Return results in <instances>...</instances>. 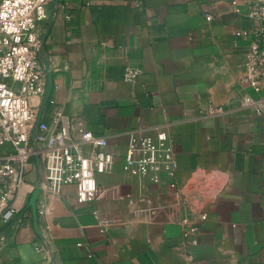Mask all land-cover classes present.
Here are the masks:
<instances>
[{
	"label": "crops",
	"instance_id": "crops-1",
	"mask_svg": "<svg viewBox=\"0 0 264 264\" xmlns=\"http://www.w3.org/2000/svg\"><path fill=\"white\" fill-rule=\"evenodd\" d=\"M47 2L41 122L106 137L114 165L95 175L93 201L63 185L0 223V264H264V116L241 104L259 96L244 62L254 40L264 50V0ZM157 129L174 152V188L163 172L151 184L122 170L127 133ZM28 171L27 185L43 180L36 163ZM183 217L199 226L194 247L181 244Z\"/></svg>",
	"mask_w": 264,
	"mask_h": 264
},
{
	"label": "built area",
	"instance_id": "built-area-1",
	"mask_svg": "<svg viewBox=\"0 0 264 264\" xmlns=\"http://www.w3.org/2000/svg\"><path fill=\"white\" fill-rule=\"evenodd\" d=\"M48 20L47 0H0V223L3 225L30 209L28 201L38 181L27 185L26 176L30 163L35 165L36 154L43 177L37 200L45 202L57 199L63 185H75L78 200L91 202L96 192L95 175L113 170L114 156L102 150L106 137L92 134L81 123L66 122L51 132L46 123L40 122L34 144L31 141L46 85L40 50ZM206 20H211V16L207 15ZM244 68V83L259 96L254 99L243 95L242 107L263 117L264 50L258 39L250 46ZM137 74L136 69L128 71L124 81H131ZM122 170L151 184H159L163 172L169 186L174 188L177 164L167 133L161 129L153 136L137 130L128 132ZM24 185L29 188L27 201L17 207L16 199ZM43 213H47L46 209ZM205 220L206 214H201L199 221ZM181 222L186 226L181 244L196 246L199 226L189 223L187 217ZM186 258L191 261V254Z\"/></svg>",
	"mask_w": 264,
	"mask_h": 264
},
{
	"label": "water",
	"instance_id": "water-1",
	"mask_svg": "<svg viewBox=\"0 0 264 264\" xmlns=\"http://www.w3.org/2000/svg\"><path fill=\"white\" fill-rule=\"evenodd\" d=\"M50 18H51V15H50ZM49 22L47 23V25L49 24ZM45 35H46V30L44 31V33L42 35V38H41L40 58H41L42 65H43V68H44V73H45V76H46V85H45V91H44L42 100H41V102L39 104V107H38V110H37V113H36V118H35V121H34V124H33V127H32V131H31V141L33 142V144L35 142L34 139H35L37 127H38L39 123L41 122L42 113L44 111L45 106L47 105V103L49 101L50 93H51V90H52L51 74H50V72L48 70L47 63H46L45 59L43 58V41H44ZM34 160H35L36 165L38 167H40V158H39L38 154L35 155ZM40 182H41V180L38 181V184L36 185V188L34 189L32 194L30 195V198H29V201H28V206L32 210V212H33V209H34V203L37 200V197H38V195L40 193V187H39Z\"/></svg>",
	"mask_w": 264,
	"mask_h": 264
},
{
	"label": "bare ground",
	"instance_id": "bare-ground-1",
	"mask_svg": "<svg viewBox=\"0 0 264 264\" xmlns=\"http://www.w3.org/2000/svg\"><path fill=\"white\" fill-rule=\"evenodd\" d=\"M28 190V186L24 185L22 186L20 192H19V195L17 197L18 199V202L22 199L23 195L25 194V192Z\"/></svg>",
	"mask_w": 264,
	"mask_h": 264
},
{
	"label": "rangeland",
	"instance_id": "rangeland-1",
	"mask_svg": "<svg viewBox=\"0 0 264 264\" xmlns=\"http://www.w3.org/2000/svg\"><path fill=\"white\" fill-rule=\"evenodd\" d=\"M35 105H37V102H35ZM29 189V188H28Z\"/></svg>",
	"mask_w": 264,
	"mask_h": 264
}]
</instances>
